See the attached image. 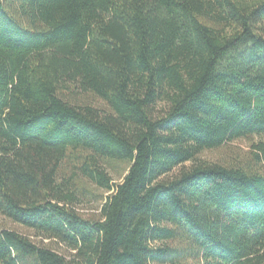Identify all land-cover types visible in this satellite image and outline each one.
I'll list each match as a JSON object with an SVG mask.
<instances>
[{
  "label": "trees",
  "instance_id": "16d2710c",
  "mask_svg": "<svg viewBox=\"0 0 264 264\" xmlns=\"http://www.w3.org/2000/svg\"><path fill=\"white\" fill-rule=\"evenodd\" d=\"M0 215V264H264V0H0Z\"/></svg>",
  "mask_w": 264,
  "mask_h": 264
},
{
  "label": "rangeland",
  "instance_id": "374dc122",
  "mask_svg": "<svg viewBox=\"0 0 264 264\" xmlns=\"http://www.w3.org/2000/svg\"><path fill=\"white\" fill-rule=\"evenodd\" d=\"M248 139H241L238 141H235V143L233 145H231V147L236 150L239 153H242L241 151L243 149H245L248 146ZM231 156L229 155V153H231ZM234 157V153L233 151L229 150L227 147L224 148H219V149H215V150H210V151H205L200 155V158L205 159V160H211V161H221L223 159H227ZM190 162L186 163L185 165H189ZM120 167H118L116 170H110L111 174L114 178H118V174L120 172H122L123 168H124V164H120ZM98 206H99V201L97 197L91 196V197H83L82 198V203L80 204V209L82 212L86 213V214H94L98 211ZM0 227L4 228H12L14 230H17L23 234H26L28 236H30L31 238H34L31 234L32 232L29 231L28 229L24 228L23 226L14 223L8 219H6L5 217L0 215ZM47 242V241H44ZM49 246H52L54 248H58L56 246V244L54 243H48Z\"/></svg>",
  "mask_w": 264,
  "mask_h": 264
}]
</instances>
